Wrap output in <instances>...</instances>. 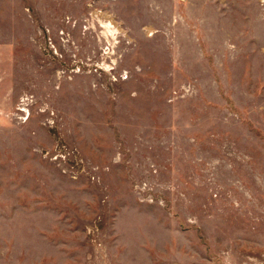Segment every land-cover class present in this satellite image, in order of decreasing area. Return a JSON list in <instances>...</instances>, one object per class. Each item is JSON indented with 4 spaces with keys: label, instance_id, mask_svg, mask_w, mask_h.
Instances as JSON below:
<instances>
[{
    "label": "rangeland",
    "instance_id": "374dc122",
    "mask_svg": "<svg viewBox=\"0 0 264 264\" xmlns=\"http://www.w3.org/2000/svg\"><path fill=\"white\" fill-rule=\"evenodd\" d=\"M0 264H264V0H0Z\"/></svg>",
    "mask_w": 264,
    "mask_h": 264
}]
</instances>
